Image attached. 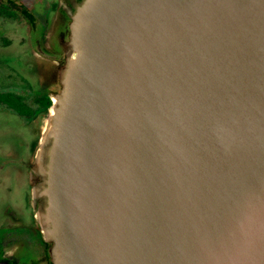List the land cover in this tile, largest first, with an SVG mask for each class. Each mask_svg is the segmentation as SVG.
<instances>
[{
  "label": "water",
  "instance_id": "1",
  "mask_svg": "<svg viewBox=\"0 0 264 264\" xmlns=\"http://www.w3.org/2000/svg\"><path fill=\"white\" fill-rule=\"evenodd\" d=\"M49 108L57 264H264V0H88Z\"/></svg>",
  "mask_w": 264,
  "mask_h": 264
},
{
  "label": "flooded vegetation",
  "instance_id": "2",
  "mask_svg": "<svg viewBox=\"0 0 264 264\" xmlns=\"http://www.w3.org/2000/svg\"><path fill=\"white\" fill-rule=\"evenodd\" d=\"M88 0H0V264H57L48 219L54 139L76 16Z\"/></svg>",
  "mask_w": 264,
  "mask_h": 264
}]
</instances>
